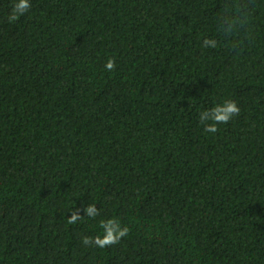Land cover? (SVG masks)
I'll return each instance as SVG.
<instances>
[{
	"label": "trees",
	"instance_id": "1",
	"mask_svg": "<svg viewBox=\"0 0 264 264\" xmlns=\"http://www.w3.org/2000/svg\"><path fill=\"white\" fill-rule=\"evenodd\" d=\"M15 2L0 0V264H264V0H242L232 41L225 0H29L9 23ZM225 100L239 114L205 132ZM108 219L128 235L83 245Z\"/></svg>",
	"mask_w": 264,
	"mask_h": 264
},
{
	"label": "clouds",
	"instance_id": "2",
	"mask_svg": "<svg viewBox=\"0 0 264 264\" xmlns=\"http://www.w3.org/2000/svg\"><path fill=\"white\" fill-rule=\"evenodd\" d=\"M31 5L29 0H16L12 5L10 14L8 15V22L12 23L23 16L29 11ZM249 5L243 3L242 0H225L222 12L217 17V28L224 41H232L242 31L248 32L249 25ZM221 43L216 38H205L203 41V47L216 48ZM235 43H233V47ZM116 68L115 60L109 58L105 63V69L107 71H114ZM240 112L239 107L234 101L225 100L222 104H218L211 109L201 111L199 114V120L204 125V131L207 133H216L218 131V125L227 124L234 116H237ZM85 215L89 218H95L99 215V209L95 204H89L84 208ZM83 217L79 215V209L74 211L68 219L69 224H75ZM100 228L103 229V235H97L95 237L85 236L82 240L85 246H96L98 248H105L118 244L120 240L127 236L129 229L127 226H122L117 219L102 220L100 222Z\"/></svg>",
	"mask_w": 264,
	"mask_h": 264
}]
</instances>
